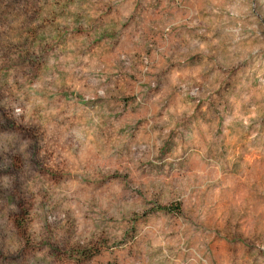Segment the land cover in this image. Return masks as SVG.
<instances>
[{"label":"rangeland","instance_id":"rangeland-1","mask_svg":"<svg viewBox=\"0 0 264 264\" xmlns=\"http://www.w3.org/2000/svg\"><path fill=\"white\" fill-rule=\"evenodd\" d=\"M0 264H264V0H0Z\"/></svg>","mask_w":264,"mask_h":264},{"label":"trees","instance_id":"trees-1","mask_svg":"<svg viewBox=\"0 0 264 264\" xmlns=\"http://www.w3.org/2000/svg\"><path fill=\"white\" fill-rule=\"evenodd\" d=\"M164 208H166V210L168 211H179L180 210V206L179 205H170V206H165Z\"/></svg>","mask_w":264,"mask_h":264}]
</instances>
